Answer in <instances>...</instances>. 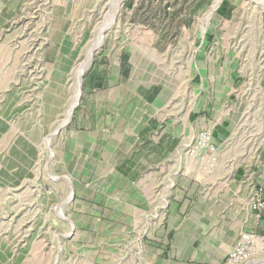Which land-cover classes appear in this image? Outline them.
Wrapping results in <instances>:
<instances>
[{
  "label": "rangeland",
  "instance_id": "rangeland-1",
  "mask_svg": "<svg viewBox=\"0 0 264 264\" xmlns=\"http://www.w3.org/2000/svg\"><path fill=\"white\" fill-rule=\"evenodd\" d=\"M117 1L0 0V264H225L231 244L246 228L247 222L217 260L227 233L245 220L242 214H247L256 186L253 177L264 166V0H223L218 8H228L226 20L217 16L218 8L210 16L214 0H122L116 12ZM124 4L135 7L128 20ZM105 26L104 42L89 68L115 36L137 37L140 47H148L151 68L173 90L164 114L178 119L193 115L198 94L187 83L195 49L188 38L195 35L201 42L203 30L202 48L197 47L202 73L221 81L228 72L235 86L230 104L237 103L239 94L241 101L234 106L232 132L218 144L221 150L228 147L234 164L208 184H194L186 177L179 207L183 215L174 225L169 216L180 194L172 177L152 189L142 209L124 202L122 218L109 220L97 237L93 230L72 232L58 214L63 208L73 223L78 219L72 207L74 179L71 182L57 154L66 144L70 120L52 139L55 159L43 139L63 110L64 101L56 98L67 93L73 68L84 61L86 46ZM154 30L167 36L164 53L149 47ZM61 55L62 62L70 61L68 68L59 60ZM236 170L245 175L235 181ZM67 180L73 199L64 206L70 190ZM242 197L245 204L238 206ZM197 206L204 226L188 228L185 237L193 238L188 243L193 249L182 263L173 245L178 229L168 234L167 228L186 223L193 211L191 222H197ZM248 264H264V251Z\"/></svg>",
  "mask_w": 264,
  "mask_h": 264
},
{
  "label": "crops",
  "instance_id": "crops-1",
  "mask_svg": "<svg viewBox=\"0 0 264 264\" xmlns=\"http://www.w3.org/2000/svg\"><path fill=\"white\" fill-rule=\"evenodd\" d=\"M134 11L133 5H123L125 19L128 20ZM228 13V8L222 5L216 12L223 20H226ZM154 32L153 38L148 41L149 47L164 53L163 44L166 43L167 36L156 30ZM188 40L195 48L190 57L193 60L190 65L195 70L190 66L187 83L198 94L194 97L192 116L189 114L178 119L163 113L173 90L159 77L162 74L151 68L150 55L146 52L148 47L145 50L140 47L141 40L135 36H115L110 41L112 45L105 47L82 78L80 102L65 127L66 144L57 152L66 171L70 172L68 177L70 180L74 179V183L71 180L74 189L72 207L78 219L74 223L68 219L74 224L75 230H93L92 234L98 232L95 235L99 237L103 232L101 228L109 220L122 218L124 202H135L136 210L142 209L152 189L158 183L170 181L172 177L175 178V186L179 188L180 194V199L174 200L176 208L169 216L172 225L176 223V218L180 219L183 215L179 207L186 191V177L178 173L176 155L181 154L186 133L189 132L191 138L197 131L213 127L214 142L219 144L232 132L230 117L235 118L234 104H230L235 90L233 76L226 72L225 76L221 75V81L218 77L212 80L211 75L207 78L197 62L200 57L197 47L202 48L203 40L200 42L195 35ZM60 57L62 55L59 56L61 61ZM67 61H61L66 68L70 66V61ZM66 92L59 94L56 102L61 100L65 103L68 89ZM227 110L231 112L230 117L222 116L220 121L214 117H219L216 113L223 115ZM57 123L58 117L48 136L52 134ZM52 154L51 160L55 159L53 151ZM259 173L253 180L256 185L264 186V166ZM243 175L244 170H236L234 180ZM247 211L246 220L248 217L249 220L245 222L247 225L242 231H254L263 236L264 216L253 223L254 213L249 208ZM197 212V222H191L193 211L186 223L178 222L175 226L169 224L170 228H167L168 234L172 229H178L173 245L178 258L180 257L178 261L182 263L187 262L184 258L188 255L186 252L193 249L188 245L193 238L185 237L190 233L188 228L196 223H200V227L201 224L204 226L200 222V208ZM74 228L72 232L75 231ZM89 231L84 233L89 234ZM238 236L231 242L230 250ZM216 258L218 260L220 256Z\"/></svg>",
  "mask_w": 264,
  "mask_h": 264
},
{
  "label": "built area",
  "instance_id": "built-area-1",
  "mask_svg": "<svg viewBox=\"0 0 264 264\" xmlns=\"http://www.w3.org/2000/svg\"><path fill=\"white\" fill-rule=\"evenodd\" d=\"M224 150L214 142L213 133L208 129L197 131L186 145H183L179 157L178 173L190 177L196 184H208L227 164ZM249 210L256 221L264 216V186L253 188L248 202ZM264 251V235L254 231H242L233 248L225 258V264H248Z\"/></svg>",
  "mask_w": 264,
  "mask_h": 264
},
{
  "label": "bare ground",
  "instance_id": "bare-ground-1",
  "mask_svg": "<svg viewBox=\"0 0 264 264\" xmlns=\"http://www.w3.org/2000/svg\"><path fill=\"white\" fill-rule=\"evenodd\" d=\"M222 1L223 0H214L213 5H212V12L210 13V16L213 15V13L216 11V9L218 8V6L220 5V3ZM249 1H253V0H249ZM121 2H122V0H118L117 3H116V5L114 7V9L116 10V12L119 11L120 6H121ZM258 2H259V0H258ZM258 2H256V4ZM262 2H261V7L260 6L259 7L261 8V10H264V2L263 3ZM261 13H262V11H261ZM112 20H114V19L112 18ZM107 24L109 25L110 23H107ZM108 28L109 27H107V26H105L104 28H102L97 33L95 39L88 46H86L87 48H86V51L84 53V61L83 62H80L79 64H77V66H75L73 68V70H72V72L70 74V77H69V79L67 81V86H66V89H68L69 97H67V100H66L65 103H63V104H61L62 102L60 103L61 106H60V104H58V106H60V107L63 108V110L60 113V115H58V123L55 126L54 131L52 132V134L50 136H48V137H45V139H43L44 140L45 150L48 153L49 157H52L53 156L52 150H51L52 139L54 137L60 135V133L62 132V130L65 127V125L69 122V120H70V118L72 116L73 110L78 105L79 98H80V95H81V83H82L83 75H84L85 71L89 68V66H90V64H91V62L93 60V55H94L95 51L104 42L105 35H106V31L108 30ZM201 36H202L201 37L202 40L204 41L205 36H206V30H203L202 31ZM66 63H68V61ZM239 93L240 92H238L237 95ZM240 101H241V99H240V94H239L238 95V101L235 104L236 107L238 106V104L240 103ZM235 105H233V106H235ZM230 114H231V112L229 110H227V111L223 112V115H220V113H216V115H219V117H217V116H214V117L217 118L218 121H220L222 116L224 118H226V117H230ZM230 118L232 119V128H234V126H235V122L234 121H236V119L233 116L230 117ZM206 129L212 131L213 130V127H208ZM184 131H187V130H184ZM188 133L189 132L186 133V138H185V141H184L183 145H186L188 143L189 139H190V134H188ZM190 133H191V131H190ZM224 143H227V141L224 142ZM182 148H183V146L181 147V151H182ZM238 153H241V151H239ZM224 154L227 157L226 158L227 159V164L223 167V169L220 171V173L216 177L222 176V174L226 173L231 168V165L234 164V162H233L234 161L233 154H231V152L229 151L228 147H226V149L224 148ZM176 158H177L176 159V162H179V158L178 157H176ZM229 161H230V163H229ZM228 165H229V167H228ZM67 183L69 184V187L68 188H70V190L68 191L69 192L68 193V197H66L67 199H66V203L64 204V206L66 204L68 205L72 201V198H73V192H72L71 184H70V182L68 180H67ZM237 204H238V206L245 204L244 198L243 197L242 198H239ZM64 206H62V207H64ZM59 208H61V207H59ZM197 208H198V206H197ZM62 209L63 208H61L60 213H58L59 212L58 211V212H56V214L58 213L61 216L62 220L65 221V222H67L69 224V226H70V229L73 230L74 224L69 221V219L66 217V214H65L64 210H62ZM197 211H198V209H197ZM59 215H58V217H59ZM242 219H245V220L240 225H237L235 229L231 227L232 230L229 233H227L228 234L227 237L223 240V243L220 244V246H219V248L217 250V257H219L222 253H224L226 251L227 246L230 245L231 240L234 237V235L238 231L240 232L241 226L246 222V214H242ZM255 222H256V218L253 219V223H255ZM178 238H181V236L179 235Z\"/></svg>",
  "mask_w": 264,
  "mask_h": 264
}]
</instances>
